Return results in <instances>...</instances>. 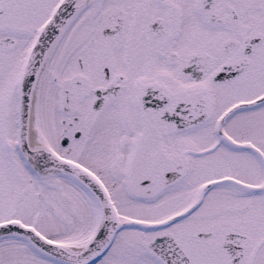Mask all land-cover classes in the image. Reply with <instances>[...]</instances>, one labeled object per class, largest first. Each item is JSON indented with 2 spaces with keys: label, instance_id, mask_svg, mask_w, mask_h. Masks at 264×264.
Listing matches in <instances>:
<instances>
[{
  "label": "snow or ice",
  "instance_id": "snow-or-ice-1",
  "mask_svg": "<svg viewBox=\"0 0 264 264\" xmlns=\"http://www.w3.org/2000/svg\"><path fill=\"white\" fill-rule=\"evenodd\" d=\"M0 264H264V0H0Z\"/></svg>",
  "mask_w": 264,
  "mask_h": 264
}]
</instances>
